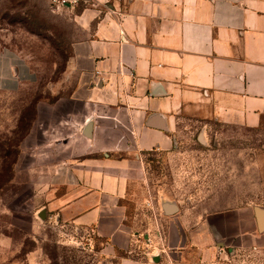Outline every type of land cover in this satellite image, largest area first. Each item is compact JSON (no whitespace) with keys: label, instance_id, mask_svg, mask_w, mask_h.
<instances>
[{"label":"crops","instance_id":"1","mask_svg":"<svg viewBox=\"0 0 264 264\" xmlns=\"http://www.w3.org/2000/svg\"><path fill=\"white\" fill-rule=\"evenodd\" d=\"M68 16L78 159L58 166L69 193L54 207L63 225L103 241L92 264H235L240 252L264 248L255 206L175 203L168 215L138 174L146 154L176 149L190 116L264 126V0H84ZM39 82L19 50L0 46V93Z\"/></svg>","mask_w":264,"mask_h":264},{"label":"rangeland","instance_id":"2","mask_svg":"<svg viewBox=\"0 0 264 264\" xmlns=\"http://www.w3.org/2000/svg\"><path fill=\"white\" fill-rule=\"evenodd\" d=\"M75 30L46 0H0V46L19 50L40 75L35 86L0 93V264H92L102 246L63 225L54 207L69 187L58 166L78 159L68 116L78 105L65 72ZM187 119L174 151L144 156L143 191L206 211L264 206V126ZM235 264H264V248L240 252Z\"/></svg>","mask_w":264,"mask_h":264},{"label":"water","instance_id":"3","mask_svg":"<svg viewBox=\"0 0 264 264\" xmlns=\"http://www.w3.org/2000/svg\"><path fill=\"white\" fill-rule=\"evenodd\" d=\"M157 125H159L158 127H160L161 129L164 128V126L161 123H157ZM84 134L87 137L91 136V123L87 124L84 130ZM161 208L168 215H173L178 212V206L174 202H169V201L161 202ZM254 210L259 223L260 231L264 232V209L260 206H255Z\"/></svg>","mask_w":264,"mask_h":264},{"label":"built area","instance_id":"4","mask_svg":"<svg viewBox=\"0 0 264 264\" xmlns=\"http://www.w3.org/2000/svg\"><path fill=\"white\" fill-rule=\"evenodd\" d=\"M51 12L62 15H70L84 0H46ZM100 75V72H97Z\"/></svg>","mask_w":264,"mask_h":264}]
</instances>
